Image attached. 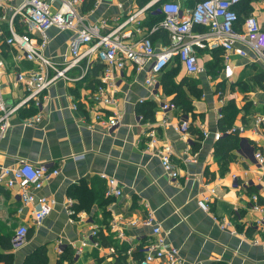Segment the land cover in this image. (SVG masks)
Instances as JSON below:
<instances>
[{
  "label": "crops",
  "instance_id": "0c3cea01",
  "mask_svg": "<svg viewBox=\"0 0 264 264\" xmlns=\"http://www.w3.org/2000/svg\"><path fill=\"white\" fill-rule=\"evenodd\" d=\"M162 1L176 2L183 10L196 2L157 0L155 7ZM83 3L78 13L86 22L106 20L107 28L102 32L144 6H139V0H94L92 9L83 11ZM250 6V14L256 15L264 28V0L251 2ZM52 9H56V4ZM6 15L9 17L11 10ZM156 18L154 14H142L141 32H133L132 40L145 35ZM126 28L134 30L133 26L123 30ZM14 30L23 33L25 28L16 22ZM156 33L149 34L154 46L166 45V34L163 37ZM73 34L50 29L43 54L59 64L66 61ZM8 36L4 29V37ZM2 40V100L6 107H12L26 96L16 75L34 65L16 62L15 49ZM235 48L241 46L237 44ZM87 59L67 73L74 81L57 80L37 98L38 106L29 101L13 112L8 130L0 137V169L14 166L18 160L47 163L50 168L59 169L56 176L48 177L42 188L34 192L35 196L53 200L49 214L39 225L33 223L35 206L22 205L16 189L0 185V238L12 237L21 224H26L31 234L11 251L12 264H22L25 256L38 247L45 248L47 264H58L63 254L68 257L63 264H114L118 257L124 258V264H137L135 256L151 239V229L140 224L132 226L130 222L141 220L147 208L167 242L179 251L182 264H264V232L254 224L256 218L264 215L251 209L253 194L264 203V164L258 165L253 156L264 145V124L258 129L254 125L255 117L264 115V89L253 78L264 73V67L255 55L248 50L247 56L241 57L233 50L227 62L232 74L227 78L221 50L200 49L202 72L187 75L180 67L175 78L176 82L187 78L201 94L199 99L189 95L192 112L185 115L180 110L165 114L159 111V103L172 100L162 91V73L153 88L145 83L146 69L136 71L128 63L117 76L113 92L116 103L95 105L90 96L101 84L103 65L99 60ZM149 100L155 103L153 120H143L137 110L139 104ZM230 101L238 109L230 126V130H238V141L228 153L229 161L224 163L219 160L223 152L217 153L221 145L214 135L222 137L229 131H220L219 119ZM94 108L104 121L117 112L119 122L107 128L93 117ZM180 118L189 122L184 137L175 129ZM150 131L155 132L157 148L171 146V160L178 170L175 181L163 170L154 147L149 146ZM109 178L115 180L120 196H105ZM211 191L210 211L204 212L197 201ZM221 218H226L230 226L220 228ZM115 219L117 228L112 227ZM92 228L97 230L95 237L90 236ZM99 233L107 241L103 246ZM142 257L143 253L140 260Z\"/></svg>",
  "mask_w": 264,
  "mask_h": 264
},
{
  "label": "built area",
  "instance_id": "2783aa9c",
  "mask_svg": "<svg viewBox=\"0 0 264 264\" xmlns=\"http://www.w3.org/2000/svg\"><path fill=\"white\" fill-rule=\"evenodd\" d=\"M96 1V0H95ZM153 0L143 7L128 14L124 21L114 27L102 32L107 28L106 20L99 23H88L78 13L83 0H0V38L3 42L15 49L13 56L16 62H30L34 68L25 73H18L16 81L21 84L26 96L18 104L6 107L2 100L0 85V137H2L10 126V116L19 107L34 101L39 105L37 98L49 86L57 80L74 81L68 76L83 59H96L103 65L100 83L90 96L97 106H110L116 103L114 93L118 74L125 65L131 64L136 71L146 69L145 83L155 87L157 77L168 67L178 64L187 75H196L202 72L199 64L198 52L204 48L220 49L225 61L224 73L227 78L232 74L228 65L229 54L235 50L241 57L247 56V51L255 55V60L264 67V28H261L254 15L250 14L243 19L238 27L236 6L241 0H199L191 8L181 9L180 5L173 1H162L157 7ZM12 3V5H9ZM56 4V9L52 5ZM11 10V15H6ZM161 15L162 19L152 25L149 31L132 40L133 32H141L140 16L142 14ZM117 21V19L115 20ZM19 22L24 26L23 33L14 30V24ZM133 26V29L125 27ZM55 28L58 31H71L73 36L69 41V58L56 63L47 58L43 51L48 44L47 32ZM197 28H201L198 30ZM4 29L9 33L4 37ZM165 32L168 43L156 48L149 34ZM241 48H235L236 45ZM4 63L0 55V71ZM84 75V74H83ZM75 109V105H73ZM162 114L178 110L171 101L158 104ZM91 112L93 117L101 120V124L107 128L115 126L119 122L120 114L114 112L113 116L104 121L95 108ZM38 119V118H37ZM264 124V115L255 117L254 125L258 129ZM176 131L185 136L189 130V122L180 118ZM154 131L148 134V144L154 147L155 155L160 164L172 181L178 177V170L171 160L172 148L163 145L157 148V138ZM205 135V134H204ZM220 134L216 133L214 139L218 140ZM254 159L258 165L264 164V145L254 151ZM190 161V159H185ZM59 169L50 168L47 163H32L18 160L14 166L0 169V185L6 189H16L22 205H34L33 223L39 225L49 214L53 200L48 196H35L48 177L56 176ZM236 180L235 176H232ZM237 187V184H235ZM239 186V185H238ZM244 186H248L245 183ZM121 191L116 187L114 179L107 180L105 196H120ZM212 191L202 194L197 201L198 207L204 211H210ZM251 209L264 215V203H260L256 194L251 195ZM220 228L230 226L226 218L219 220ZM142 225L151 229V239L141 248L143 257L137 264H182L179 251L167 242L165 234L161 232L159 224L155 222L153 213L147 208L144 217L137 221L133 220L130 225ZM254 224L259 231L264 232V216L256 218ZM112 227L117 228L116 219L112 221ZM28 233L26 224L19 225L11 237L12 250L17 249L25 243ZM97 230L92 228L90 236L95 237ZM123 237L122 233L118 234ZM96 247L99 246L94 241ZM79 251V250H78ZM111 252H114L110 248ZM128 250V254H130Z\"/></svg>",
  "mask_w": 264,
  "mask_h": 264
},
{
  "label": "trees",
  "instance_id": "16d2710c",
  "mask_svg": "<svg viewBox=\"0 0 264 264\" xmlns=\"http://www.w3.org/2000/svg\"><path fill=\"white\" fill-rule=\"evenodd\" d=\"M83 1H84L82 5L83 11H89L90 9H92L94 5V0H83ZM149 1L150 0H139V6L145 5ZM254 1H258V0H241V2L236 6L235 11L237 12V16H238L237 25H236L237 27L242 24L244 17L250 14L252 10L250 3ZM156 17L157 18L154 21L155 23L159 22L162 19V16L160 15ZM197 29L201 30V28H197ZM159 33L161 36H163V34L165 35V32L163 31L162 32L160 31L156 34ZM216 59L217 57L215 55L214 61ZM97 67L99 68V66ZM179 70H180V66L176 64L175 66H171L166 71L162 72L160 84L163 93L167 96L171 95L172 96L171 102H173L178 108V110H180L181 113L185 115L188 114L189 112H192V105H191L192 102L189 95L196 99H199L201 94L199 90L193 85V83L187 78H182L179 82L175 81V78L178 75ZM253 80L255 83L258 84V87L264 89V73L256 75L253 78ZM154 110H155V103L154 101L149 100L139 104L137 112L139 115L143 117V120H153ZM224 110H225V114L222 116V118L219 119V129L220 131H225L226 129H228L229 131L228 133L224 134L222 137L218 139L217 144L221 145V147L218 149L217 153L222 154L223 152V155H220L219 160L224 161V163H227L229 161L228 153L230 150L236 147L238 141V130L237 129L230 130L231 129L230 126L236 117L238 109L236 108L234 102L230 101L226 105ZM30 235L31 234L29 233L28 230L26 239L29 238ZM99 238L101 241V245L103 246L107 242L106 238L105 236H102L100 233H99ZM0 250L3 251L0 252V263L12 264L14 256L11 252L12 251L11 237L0 238ZM138 254H140L139 256L141 257L142 252H139ZM64 255L65 254H63L60 257L58 264H63L64 259L65 260L68 259V257L67 256L65 257ZM139 256H135V258L137 260H140ZM123 259H124L123 257H118L114 264H124ZM22 264H47L45 248L38 247L35 250H33L29 255L25 256Z\"/></svg>",
  "mask_w": 264,
  "mask_h": 264
},
{
  "label": "rangeland",
  "instance_id": "374dc122",
  "mask_svg": "<svg viewBox=\"0 0 264 264\" xmlns=\"http://www.w3.org/2000/svg\"><path fill=\"white\" fill-rule=\"evenodd\" d=\"M254 17L256 18L257 22L259 23V20H258L257 16H256V15H254Z\"/></svg>",
  "mask_w": 264,
  "mask_h": 264
},
{
  "label": "water",
  "instance_id": "95a60500",
  "mask_svg": "<svg viewBox=\"0 0 264 264\" xmlns=\"http://www.w3.org/2000/svg\"><path fill=\"white\" fill-rule=\"evenodd\" d=\"M159 1V0H158Z\"/></svg>",
  "mask_w": 264,
  "mask_h": 264
}]
</instances>
